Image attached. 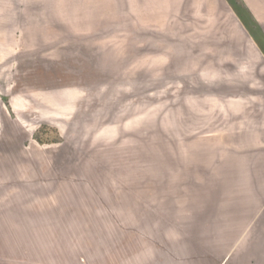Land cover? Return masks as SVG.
Returning a JSON list of instances; mask_svg holds the SVG:
<instances>
[{
  "label": "rangeland",
  "instance_id": "1",
  "mask_svg": "<svg viewBox=\"0 0 264 264\" xmlns=\"http://www.w3.org/2000/svg\"><path fill=\"white\" fill-rule=\"evenodd\" d=\"M66 1L64 6L72 14V21L74 17L77 20L76 26L83 21L92 24L90 29L62 30V44H67L62 45V49L74 54L75 59L85 60L67 63L72 73L62 76V139L46 145L53 152L62 143V174L54 175L56 180L62 183L90 180L94 184L99 182L100 187L114 180L116 186L124 187L130 198L138 197L141 201L145 197L153 198L159 208L161 202L166 203L164 208L171 204L180 208L188 205L193 209L190 217L194 221L179 224H188L195 236L194 244L198 245V241L209 244L211 252L205 247L196 251L201 250L211 257L212 264H221L223 253L231 251L234 254L227 264H244L252 257L254 264H264V242L258 243V236L263 233L256 232L264 230V222L227 223L228 226L237 224L243 231L241 236H256L251 253H241L244 247L239 246L238 241L237 245L229 246L228 232L227 237H218V227L223 223L209 220L226 217L220 215L218 199L228 203L238 191H220L207 183L213 180L210 172L220 169L218 152L223 149L222 144L237 141L245 145L253 141L255 161L264 167V63H251L246 56L240 58L233 52L213 54L210 51L190 56L188 61H182V55L176 56L179 61L170 62L162 45L163 41L215 39L222 14L213 13L214 9L223 12L228 8L235 15L240 12L245 16L244 2L118 0L119 4L112 5L110 0ZM200 11H205L204 15ZM208 11L211 14H207ZM126 20L129 25L144 29L95 28L103 23L111 25V22ZM163 24L172 28L149 29ZM157 41H160L155 48L158 51H137L143 44ZM17 42V46L13 41L12 47H2L4 50L5 47L24 49L26 41ZM1 43L4 45V41ZM3 64L0 98L4 100L15 96L21 105V100L27 103L20 95L26 86L54 85L49 82L51 79L13 76L11 63ZM19 65L23 73L28 62L21 61ZM16 113L9 111V116H21ZM41 113L42 110L35 111L34 117L43 116ZM25 114L23 116H27ZM34 121L39 123L35 128L46 142L55 139L51 123L45 124L42 118ZM58 161L52 159V164L57 165ZM81 166L87 169L82 170ZM140 167H146L143 175L148 183H142L145 190L138 186V182L143 181L139 178ZM96 171L100 173L95 174ZM162 172L167 174L164 179L157 175ZM204 184L207 185L203 187ZM100 194V206L108 210L106 199ZM203 203L207 204L205 208ZM198 208L204 212H197ZM259 210L264 213V207ZM160 224L148 214L146 227L137 222L125 224L146 235L129 239L131 247L139 243L147 247L164 245L166 239L160 237L161 231L166 230L165 225L174 226V223Z\"/></svg>",
  "mask_w": 264,
  "mask_h": 264
},
{
  "label": "crops",
  "instance_id": "2",
  "mask_svg": "<svg viewBox=\"0 0 264 264\" xmlns=\"http://www.w3.org/2000/svg\"><path fill=\"white\" fill-rule=\"evenodd\" d=\"M242 1L245 16L240 12L235 15L228 8L223 12L222 9H214L213 13L222 14L215 39L163 41V52L169 56L166 60L179 61L176 56L182 55V61H188L190 56L210 51L213 54L233 52L240 58L246 56L251 63H264V0ZM66 2L0 0V70L4 67L3 63H11L12 73L15 72L13 76L41 77L54 83L51 86H26L20 95L27 103L21 100V105L18 103L20 99L15 96H11L9 101L0 98V264H212L211 257L201 250L196 251L205 247L211 252L209 244L199 241L202 246L194 244L192 238L195 236L188 224H179L194 221L190 217L193 214L190 206L180 208L171 204V207L164 208L166 203L161 202L159 208V203L153 198L145 197L142 201L138 197L130 198L124 187L116 186L114 180L109 182V176L106 187L90 180L62 183L54 177L62 174V143L53 152L46 145L62 139V76L66 77V72L72 73L67 69V63L85 60L75 59L74 54L67 53L66 48L62 49V45H67L62 44V30L90 29L92 24L83 21L76 26L77 20L73 15L72 21V14L64 6ZM110 3L117 5L120 2L110 0ZM207 14H211L210 11ZM110 24L103 23L95 28L144 29L129 25L127 20ZM171 28L164 24L149 27L160 30ZM13 41H16V46L17 41H26L24 49H3L5 45L12 47ZM28 41L37 42L29 44ZM159 42L145 43L137 51H158L156 45ZM21 61L28 62L23 73L19 70ZM2 94L7 95L6 92ZM37 110H42L43 116L34 117ZM9 111L18 112L21 116L12 118ZM41 118L45 124L51 123V134L55 138L51 142H46L35 128L39 123L35 124L34 120L39 122ZM253 143L250 141L244 145L236 141L222 144L223 149L218 152L220 169L210 172L214 175L213 180L207 182L209 187L212 184L213 189L238 191L228 203L218 199L220 215L226 217L209 221L222 222L218 227V237L222 239V235L224 237L228 232L230 240L227 244L233 246L240 242L239 246L244 247L241 253H251L256 236H241L243 231L237 224L228 226L227 223L264 222V213L259 210V207H264V167L261 162L255 161ZM52 159L59 160L57 165L52 164ZM145 171L146 167H140L138 171L141 174L139 178L144 181H139L138 186L144 190L145 184L142 183H148L143 175ZM99 173L96 171L95 174ZM157 175L164 179L167 174L162 172ZM99 194L106 199L108 210L100 206ZM202 206L205 208L207 204ZM198 209L197 212H204V209ZM147 214L160 225L162 222H173L174 226L165 225L166 230L161 231L160 237L166 239L164 245L147 247L139 243L131 247L129 239H141L146 235L140 230L133 231L130 225L125 224L137 222L145 226ZM256 232L263 233L258 236V243L264 242V230ZM179 242L182 244L179 245ZM232 253H223L221 264H227ZM235 254L238 255V252ZM252 258L246 259L244 264H254Z\"/></svg>",
  "mask_w": 264,
  "mask_h": 264
}]
</instances>
